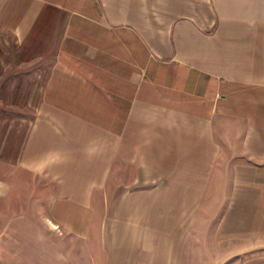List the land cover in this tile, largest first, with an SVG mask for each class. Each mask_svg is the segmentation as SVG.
<instances>
[{
	"label": "crops",
	"instance_id": "1",
	"mask_svg": "<svg viewBox=\"0 0 264 264\" xmlns=\"http://www.w3.org/2000/svg\"><path fill=\"white\" fill-rule=\"evenodd\" d=\"M0 264H264V0H0Z\"/></svg>",
	"mask_w": 264,
	"mask_h": 264
},
{
	"label": "rangeland",
	"instance_id": "2",
	"mask_svg": "<svg viewBox=\"0 0 264 264\" xmlns=\"http://www.w3.org/2000/svg\"><path fill=\"white\" fill-rule=\"evenodd\" d=\"M230 159H231V156H229L227 151H225L221 157L219 166L217 167L218 171H217V175H216L217 177L215 179V182L216 180L221 181V180H224V178L226 179L227 172L225 173V169L229 166ZM223 175H224V178L222 179L221 177ZM17 183L20 185L26 186V187L24 186L25 190H23L25 191L24 196H27L29 200H33V199L38 200V198L44 197V194L46 193L47 190H50L49 187L45 183H42L38 179H35L31 176L24 175V174H20L17 176ZM212 195L218 196V193H216V191L214 192L213 190ZM31 206L33 207V204Z\"/></svg>",
	"mask_w": 264,
	"mask_h": 264
}]
</instances>
